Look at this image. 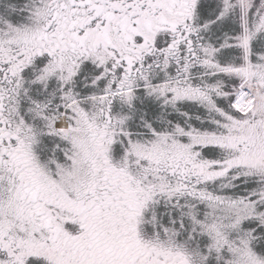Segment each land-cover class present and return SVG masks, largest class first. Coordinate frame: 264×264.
<instances>
[{
  "label": "snow or ice",
  "instance_id": "6c2138e0",
  "mask_svg": "<svg viewBox=\"0 0 264 264\" xmlns=\"http://www.w3.org/2000/svg\"><path fill=\"white\" fill-rule=\"evenodd\" d=\"M0 264H264V0H0Z\"/></svg>",
  "mask_w": 264,
  "mask_h": 264
}]
</instances>
